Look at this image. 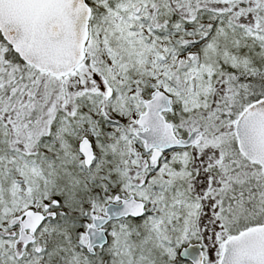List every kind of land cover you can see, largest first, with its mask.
I'll list each match as a JSON object with an SVG mask.
<instances>
[{"label": "snow or ice", "instance_id": "obj_1", "mask_svg": "<svg viewBox=\"0 0 264 264\" xmlns=\"http://www.w3.org/2000/svg\"><path fill=\"white\" fill-rule=\"evenodd\" d=\"M0 264H264V0H0Z\"/></svg>", "mask_w": 264, "mask_h": 264}]
</instances>
